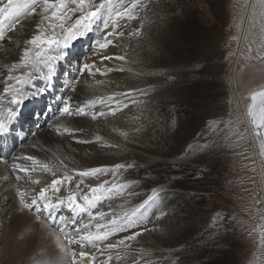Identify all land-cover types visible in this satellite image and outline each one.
<instances>
[{"label":"rangeland","instance_id":"374dc122","mask_svg":"<svg viewBox=\"0 0 264 264\" xmlns=\"http://www.w3.org/2000/svg\"><path fill=\"white\" fill-rule=\"evenodd\" d=\"M17 1L19 11L29 10L31 0ZM259 1L141 0L143 6L133 9L129 18L124 14L125 8H130L133 0H111L110 3L84 0L83 11L79 10V0H64L67 7L58 9L64 22L54 19L58 24L52 27L43 19L44 15L51 16V11L43 13L37 6L42 17L38 25L43 23L46 35L55 32L60 39L66 35L59 26L61 23L66 29L102 2L106 4L90 22L86 21L92 30L91 38L97 36L106 48L100 51L99 44L91 48L86 39L78 36L81 49L76 48L75 55L67 60L68 63L73 60L70 65L73 75L67 62H56L60 64L56 70L60 80L67 74L68 80L80 83L82 71L99 77L112 75L115 71L108 70L107 76L97 73L96 66L106 61L105 56L113 58L110 51L121 47L126 38L135 41L141 48L140 56L145 58L142 67L121 66L112 59L109 61V66L113 64L118 69L125 66L133 75L131 77H139L138 82H128L132 88L113 93L129 94L118 101L126 105L123 108L137 112L141 127L134 133L144 131L126 140L119 137L123 143L120 147L108 145L115 159L104 165H93L102 171L92 176L94 185L103 184L105 189H113L96 196L119 200L110 209L103 206L97 213L98 219L102 217L98 223L104 225L101 233L118 227L110 220L120 221L126 212L139 209L133 217L136 225L124 226L112 232L111 237L122 239L135 232L141 235L120 245L113 261L106 262L109 256L113 257L109 249L99 245L97 250L89 244L86 252L89 255L85 258H91L94 251L98 261H81L77 257L76 264H128L127 258L132 259L131 264H264L261 239L264 236V202L258 200L257 193L258 169L263 180L261 186H264V154L252 131L259 168L242 112H247L250 93L264 87V15L260 13L264 5ZM50 2L59 3L60 0ZM116 12L124 15L118 17ZM3 14L1 11L0 21ZM17 19L7 22L10 27L18 21L15 30L7 32V36L28 31L19 25L24 20L34 22L36 15L29 11ZM158 34H164L159 44L155 43ZM37 47L36 53L42 55L40 46ZM95 49L98 50L96 55ZM54 88L62 91V83L55 81ZM46 107L49 103L41 107L37 113L39 117L44 115ZM35 111L34 105L28 108L26 115L32 114L30 123L39 119ZM138 156L144 159L139 160ZM241 158L250 160L245 164L237 163ZM115 165L123 167L117 169ZM14 180L27 182L28 174L14 172ZM262 192L264 200V189ZM154 193L156 199L150 201ZM6 202L7 198L0 191V252L4 254L0 264H41L38 255L32 254V242L26 241L24 229L11 221ZM39 202L31 210L33 216L37 223L43 221L54 230L55 225L46 216L44 201ZM214 209L218 210L214 212ZM61 212V221L65 224L81 221L83 224V220L75 219L70 212ZM144 229L166 230L165 236L156 235L154 242L146 238ZM60 230L65 238L66 229ZM66 244L76 253L85 249L79 242L69 244L66 240ZM13 253L18 255L17 260Z\"/></svg>","mask_w":264,"mask_h":264},{"label":"bare ground","instance_id":"6f19581e","mask_svg":"<svg viewBox=\"0 0 264 264\" xmlns=\"http://www.w3.org/2000/svg\"><path fill=\"white\" fill-rule=\"evenodd\" d=\"M6 5H8V0H0V12H4V17L0 22H3L4 28L8 29L9 27L7 22L17 18L19 15V3L18 6H9L5 10ZM260 13L264 15V9L260 10ZM34 14L36 15L34 22H26L24 20L19 25V27L23 25V27H26L29 30L23 32L22 34L12 36V41L18 42V44L0 41V96L3 97V100L0 101V113H3V116L0 118H3L6 125L8 126L7 131L0 134V137L4 138L2 142L0 141V191L8 200V202H6L8 208L6 209L8 214L11 216V221H14L15 224L24 229V232L27 235V237H25L26 241L28 243L32 242L30 246L33 247L32 254L38 255L37 258L40 259V263L73 264L69 256L72 251L66 244V239L63 237L64 234L62 235L58 231V229H62L64 227L63 224H65V221L62 222L61 218L56 217L57 211L66 210L70 212L75 219L83 220V224L82 221L76 222L74 223L73 228H66L65 230V234L72 236L75 231V235L73 237L75 240H77V242H79L80 235L83 234L81 230H85V225H88L86 231H90L92 229V232H101V230H103L104 225H102L103 227H97L100 225L98 223L99 219L96 217L97 213L101 211L103 206H105L104 208L110 209V207H112L115 202L119 203V200L115 197L110 198L106 196L95 199L94 195L96 196L101 192L96 194L92 193L91 189L93 187H97L93 184L94 180L92 176H81L79 173L81 171L99 168L98 166L93 165H104L112 162L115 157L113 153L110 154V151L112 152V150L108 149V145H110L112 148L117 146L120 147L123 143L120 142L119 137L122 140H126L127 137H134L144 131L139 130L138 132L134 133L141 127L138 126V122L140 120L138 119L137 112L130 108H123L125 107V104L121 101H118L119 98L127 97L129 94H121V92H119L114 95L113 93L114 90H126L132 88L128 82H138L139 77H131L133 75L127 70V68H125V66H123V69L125 70L122 71L113 64L109 66L110 60L105 59V62H100V64L96 66V72L105 76L109 75L110 72H107L108 70L115 71V73L107 77H99L82 71L80 83L78 82L75 84H70L65 82V92H67V96L62 93H55L53 89V82L56 79L55 73L53 72L51 77H46V73L48 71L47 68L40 64L37 60L38 56H36V52L38 47L29 46L26 44L28 39L40 34L37 29L39 18H42L40 16V10L37 9ZM46 22L50 27H52L51 25L58 24L54 19L51 18L46 20ZM40 27L45 29L43 23L40 24ZM86 33L87 32H85V34L82 36H86ZM9 36L11 35L9 34ZM162 36L164 37V34H158V41L156 42L154 40L155 43H162ZM78 40L79 39L77 38L71 42L70 47L66 50L67 55L64 57V59L59 60L58 62H67V60L71 58L70 56L75 55L76 48L81 49V46L78 44ZM25 46L32 48V52L29 55V64L27 67L20 64L21 58L23 57V48ZM128 46L130 47L129 51H127ZM39 49L43 51L42 56L46 55V50L44 47H40ZM54 50H56V46L54 47ZM119 50H121V53ZM140 50L141 48L138 47L135 41L130 42V40L126 38L121 47L111 50L110 53L113 56L112 60L116 64H120L121 66L138 65L142 67V59L145 58L140 56ZM118 56H124L125 59H116ZM14 63L18 64L19 66L15 69L12 75L16 76L17 78L22 77L28 81L27 83L18 84L16 80L8 81V72L5 66H11ZM72 63L73 60L66 64L70 72L72 70V67L70 66ZM36 68H39L40 71H36ZM71 74L73 75V73ZM8 85H12L14 90H18L21 96L28 94V97L24 99L19 105L13 104L11 102L12 92L5 91ZM258 90L259 89H255L250 93V99L252 94ZM166 92L167 90L164 94H167ZM109 97H114V99L110 100L108 99ZM101 99H103V103L98 102L94 106L87 105L88 100L99 101ZM29 102H34L37 104H32L35 106L36 114L40 111L41 105L45 102L52 104L50 110H43V112L45 111L47 113V117L45 119L41 117L33 124L29 123L30 119L32 118V114L30 113L33 112L31 111L28 113V115H26L28 110H26L25 107ZM65 103H67L70 107V114H62V109L64 108ZM121 104L124 105L119 107ZM8 108H12L17 113V116L12 120L8 119ZM79 109H83V112H80ZM113 110H115V114H113ZM54 111L57 112L58 118L51 117ZM242 112L246 118L247 126L250 131L252 145L255 150L254 154L256 156V163L260 168L261 166L257 155L258 151L256 147V139L253 137L252 131L258 137L259 142L260 138L251 125L250 117L248 115V108L247 112ZM136 118L138 121H136ZM247 118L249 122L247 121ZM18 128H21V132L16 133ZM66 128L68 131H65ZM122 133H127V136L125 137L122 135ZM97 137H100L101 139L97 140ZM194 142L196 141L194 140ZM238 151H240V149ZM242 153H244V151ZM27 156L34 157L37 161H39V164L34 165L33 161L24 159V157ZM138 159L141 160L144 159V157L138 156ZM249 160L250 158H247L245 161ZM245 161L241 158L238 159L237 163L245 164ZM13 163L20 164L25 168L35 167V171L27 173V182L22 183L14 180V171L12 170ZM45 163L49 165L51 171H47L42 168V165ZM217 168L219 167H216V169ZM259 177L260 182L259 180L257 181V193L259 195L258 200L264 202L261 197V193H263L262 191L264 189V186H261L263 180L261 172L258 169L257 179H259ZM54 179L61 181V183L57 185V187L60 189L59 192L54 191L51 187L52 181ZM36 180H39V183H35L34 181ZM43 188L48 189L46 195L49 201L53 203H58L60 200L65 201L63 205L56 207L51 212V215L53 216L52 220L55 225L54 230L43 221L37 223V219L33 216L31 211L21 210L18 192H24L26 202L30 203L33 197H38L39 191ZM70 195L76 196V204L83 207L85 209L84 211H79V209L73 210L72 208L68 207L67 198ZM85 196L92 200L91 204H88L84 200ZM215 210L218 209H214L213 211L215 212ZM2 211H4L3 208ZM94 212L95 215H93ZM162 231L163 232L160 230L153 232V230L150 231V229H148L144 233L146 238L148 237V239H151V241L155 242L156 235H164L166 230ZM57 237H59V240ZM125 238L126 236H124L122 239ZM122 239L119 237L117 239V236H115V239H113L111 235H109L106 240L97 241L95 246L90 244V247L92 246L94 249H97V247L101 245L107 250L109 249L107 247L108 244H118ZM126 241L127 240H125V243H127ZM61 244L66 246L63 250L61 249ZM79 245H83L85 248L81 249V251L78 250L77 252V257L81 261H84L85 259L88 260V262L98 261L97 255L94 251L91 258H80V252H88L87 248L89 243L79 242ZM119 249L120 248L118 247L109 249L108 252H110L111 255L113 254V257H111V259H109L110 256H107L108 258L105 257L107 258L106 262L113 261L112 258H114L115 255H118ZM172 251L177 250L172 249ZM3 255V252H0V259L3 258ZM13 257L17 260L18 255L13 253ZM92 257H95V259H92ZM127 263L131 264L132 259L127 258Z\"/></svg>","mask_w":264,"mask_h":264},{"label":"snow or ice","instance_id":"6c2138e0","mask_svg":"<svg viewBox=\"0 0 264 264\" xmlns=\"http://www.w3.org/2000/svg\"><path fill=\"white\" fill-rule=\"evenodd\" d=\"M73 2H76V0H73ZM108 3L111 2V0H107ZM261 5H264V0H260ZM79 5L80 8L79 10L83 11L84 10V0H79ZM9 6H18V2L17 0H8V5L5 6V10L9 7ZM37 6L42 8L43 13H49L51 11V17H49L48 15H44L43 19L44 20H49L51 19H58L60 21L64 20V16L58 13V9L61 8H66L67 5L64 3V0H60L59 3H52L50 2V0H31V4L28 5L29 10L32 13H35L37 10ZM106 4L105 3H101L94 11H88L84 16H82L80 19H78L75 22V25L70 26L68 28H64L63 23H61L59 26L60 28L66 33V35L62 36L60 39H57V36L55 34V32H53V34L51 36H48L45 34V30L43 28L40 27V25H37V29L40 32V34L32 37L31 39H28L26 41V44L29 46H38L40 44H44L49 46V48H51V46L55 45L56 46V54L55 55H49L47 58H44L40 53H36V56L40 57L39 59V63H42L44 65V67L47 68V73H46V77H51L53 72H54V65L56 64L57 61L64 59V57L67 55L66 50L70 47L71 42L75 39L78 38V36H82L85 34V32L87 30H89V23H85L90 22L91 19L93 17H95L97 15V13L100 12L101 9L105 8ZM138 6L142 7L143 5L141 4V0H133L131 7L130 8H125V13L127 14V16L129 18H131L132 15V10L136 9ZM71 11H75L76 9H70ZM120 12H116V15L118 17L124 15ZM7 18V17H6ZM18 22V21H17ZM14 22L8 29H5L3 26V22H0V41H3L5 43L8 42H13L12 41V37L11 36H7V32H12L15 30V23ZM82 25V27H81ZM54 27V26H53ZM138 33H132V35H137ZM119 35H123V33H119ZM13 43H17L18 42H13ZM99 47L101 49L106 47V44L101 43L99 44ZM32 52V48L25 46L23 48V57L21 58L20 64L27 67L29 64V55ZM103 59H109L111 60L112 57L110 56H105L103 57ZM116 59L119 60H124L125 57L124 56H118L116 57ZM18 64H12L11 66H5L7 68V79L8 81H13L16 80V82L18 84H24L27 83L28 81L21 78H17L16 76L12 75V73L15 71V69L18 67ZM85 69H88V65L84 66ZM123 69H121L122 71ZM36 71H40L39 68H36ZM31 75V74H29ZM6 92H12V100L11 102L13 104L19 105L23 102L24 99H26L28 97V94H25L23 96H21L19 94L18 90H14L12 85H8V87L5 89ZM262 98V105L259 108V110H257V107L255 105V103H253L252 107L249 108L248 111V115L251 117V122L252 125L254 127V129L256 130V134L259 136L260 138V147L262 150V154H264V133H260L259 129L264 128V90L259 91V92H255L252 94V101L255 102L257 97ZM108 99L112 100L114 99V97H109ZM3 100V97L0 96V101ZM103 103V99L97 101V100H88L87 101V105L88 106H94L97 103ZM126 107V105H125ZM8 119L12 120L17 116V113L15 110H13L12 108H8ZM80 112H83V109H79ZM62 114H70V107L67 103H65L64 108L62 109ZM113 114H115V110H113ZM3 116V113H0V117ZM7 125L5 123V120L3 118H0V134L5 133L7 131ZM65 131H68V129L66 128ZM122 135H124L125 137L127 136V133H122ZM101 139L100 137H97V140ZM24 159L29 160V161H33V164H39V161H37L34 157L32 156H27L24 157ZM115 168L119 169L122 168L123 165H115ZM42 168L44 170L47 171H51L49 165L47 163L42 165ZM12 170L14 172L20 173H30L32 171H35V167L33 168H25L20 164L17 163H13L12 164ZM102 169H89L88 171H81L79 174L81 176H94L96 173L101 172ZM54 174V173H53ZM17 178L19 179V175L17 176ZM35 183H39V180L34 181ZM61 183L60 180H56L54 179L52 181V189L56 192H59V188L57 187V185H59ZM116 186H113V188H115ZM113 189H105L104 185H98L97 187H93L91 189L93 194H96L98 192L101 193H107V192H111ZM48 189L47 188H43L39 191L38 197H33L31 199V202H26L25 200V193L22 191H19V201H20V205H21V210H29L31 211L33 209L34 206H37L39 201H44V208L48 209L49 211V218H51V212L58 206L63 205L65 203L64 200H60L58 203H53L51 201L48 200L47 198V193ZM95 199H99V196H95ZM68 207L72 208L73 210L79 209V211H84L85 209L83 207H81L80 205L76 204V196L75 195H70L68 198ZM156 199V193L153 194L152 197L149 198V200H155ZM84 200L88 203L91 204L92 200L89 199V197L85 196ZM145 203H148V201H146ZM75 206V207H73ZM143 207V205L141 206ZM39 210V209H37ZM139 211V209H136L134 211H132L131 213H125L124 216L122 218H120V221H122V223H120V221H118L117 219H112L110 220V223L112 225H118L117 228L112 229L108 232H104L101 233L99 231L97 232H92V231H86V229L88 228V225L84 226L85 230H81L82 231V235H80L79 238V242H88L89 244H91L92 246L96 245L97 241H101V240H106L108 238L109 235L112 234V232L117 231V230H121L122 227L124 226H128V227H132L136 225V220L133 219V217H135L137 215V212ZM101 216H103V213H100ZM99 227H103L102 225H98ZM145 231H147V229H144ZM58 231H62L60 229H58ZM141 235L140 232H135L132 235L127 236L125 239H122L119 241L118 244H108L107 247L109 249L111 248H117L119 247V245H125V240L127 241H133L137 238V236ZM57 239L59 240V237H57ZM65 239L68 241L69 244L77 242L75 240L74 237H72L69 234H65ZM262 243H264V236H262ZM66 246L61 244V249L63 250ZM89 254L86 252H80L79 253V257L80 258H85L87 257ZM71 256V260L73 262V264H76V260H77V253L75 251H72L70 253ZM92 259H95V257H92ZM109 259H111V257H109Z\"/></svg>","mask_w":264,"mask_h":264},{"label":"water","instance_id":"95a60500","mask_svg":"<svg viewBox=\"0 0 264 264\" xmlns=\"http://www.w3.org/2000/svg\"><path fill=\"white\" fill-rule=\"evenodd\" d=\"M262 90H264V87H263V88H260L257 92L262 91ZM253 103H255V105H256V107H257V110H259V108H260L261 105H262V98H260V97L258 96L255 102H253L252 99H251L250 104H249V106H248V111H249V108L252 107ZM249 117H250V116H249ZM250 122H251V117H250ZM251 125H252V122H251ZM252 126H253V125H252ZM253 129H254V127H253ZM254 131L256 132L255 129H254ZM259 131H260V133H264V128L259 129Z\"/></svg>","mask_w":264,"mask_h":264}]
</instances>
